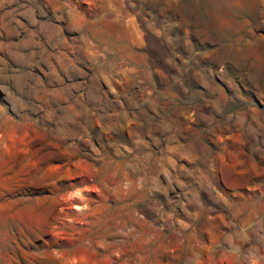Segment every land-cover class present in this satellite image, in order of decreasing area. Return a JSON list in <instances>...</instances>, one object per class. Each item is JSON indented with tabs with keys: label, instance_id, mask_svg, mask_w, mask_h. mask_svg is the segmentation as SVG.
Wrapping results in <instances>:
<instances>
[{
	"label": "rangeland",
	"instance_id": "1",
	"mask_svg": "<svg viewBox=\"0 0 264 264\" xmlns=\"http://www.w3.org/2000/svg\"><path fill=\"white\" fill-rule=\"evenodd\" d=\"M0 264H264V0H0Z\"/></svg>",
	"mask_w": 264,
	"mask_h": 264
}]
</instances>
